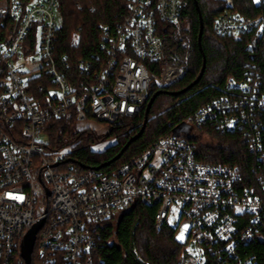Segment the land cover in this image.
I'll return each instance as SVG.
<instances>
[{
  "label": "built area",
  "instance_id": "obj_1",
  "mask_svg": "<svg viewBox=\"0 0 264 264\" xmlns=\"http://www.w3.org/2000/svg\"><path fill=\"white\" fill-rule=\"evenodd\" d=\"M221 1L226 10L215 20L217 33L236 40L263 35V17H242L233 0ZM59 9L60 0L0 3V264H25L23 241L42 220L34 248L41 259L102 264L94 258L101 229L138 204L155 208L157 230L175 231L180 264H258L243 252L264 235L262 81L228 77L226 93L183 123L195 128L193 137L172 132L110 172L87 167L72 158L81 141L50 149L45 127L73 117L77 132L107 135L121 120L138 117L154 89L181 81L186 71L168 63L161 31L179 24L184 2L127 0L120 22L100 26L102 56L94 60L103 65L78 63L94 82L78 86L65 74L67 57L55 58ZM203 126L247 138L253 179L238 166L197 159L194 139Z\"/></svg>",
  "mask_w": 264,
  "mask_h": 264
},
{
  "label": "trees",
  "instance_id": "obj_2",
  "mask_svg": "<svg viewBox=\"0 0 264 264\" xmlns=\"http://www.w3.org/2000/svg\"><path fill=\"white\" fill-rule=\"evenodd\" d=\"M9 0H0L7 2ZM24 5L31 0H21ZM184 10L178 25L168 26L161 31L169 63L184 67L185 77L173 83L166 92H180L189 87L199 77L206 57V71L199 84L187 92L173 96L163 93L155 101L149 114V121L140 139L129 147L120 160L109 167H102L114 159L129 139L137 135L144 126L146 105L141 114L132 119H124L111 128L106 139L115 143L104 152H91V145L102 142L91 131L77 132L74 118L51 121L45 127L47 147L60 149L77 140L72 158L77 162L103 172H110L129 159L141 154L159 138L167 136L183 124L201 107L226 93L225 83L233 76L242 80L247 74L259 78L264 85V31L261 37L249 33L240 40L219 34L214 29L215 20L224 12L222 1L198 0L204 21L202 49L199 46L200 19L194 0H183ZM234 11L245 18H264V0L255 5L254 0H233ZM61 28L55 41L57 61L67 57L70 65L65 74L74 86L89 85L93 78L81 74L78 63L81 59L93 61L97 68L103 65L95 62L99 54V39L102 24L120 22L127 14V0H60ZM251 46V48H249ZM61 70L62 67H60ZM159 90L154 89L150 98ZM160 92V91H159ZM149 98V99H150ZM168 98V99H166ZM149 101V100H148ZM264 129V112L260 116ZM199 133L209 137L204 143L196 137L197 159L212 164L238 166L245 176L254 177L256 160L249 150L247 138L239 132L222 133L213 127H199ZM257 167V166H256ZM253 179V178H252ZM155 208L136 205L130 213L107 222L101 229V247L94 255L96 263L102 264H180L182 247L175 237V231L168 226L157 230ZM245 256H255L258 264H264V235L248 246ZM32 264H50L41 259L34 249Z\"/></svg>",
  "mask_w": 264,
  "mask_h": 264
},
{
  "label": "water",
  "instance_id": "obj_3",
  "mask_svg": "<svg viewBox=\"0 0 264 264\" xmlns=\"http://www.w3.org/2000/svg\"><path fill=\"white\" fill-rule=\"evenodd\" d=\"M195 1V5L196 8L198 10L199 13V19H200V33H199V46L202 49V37H203V32H204V21H203V16L201 14L200 11V7H199V3L198 0H194ZM206 57L204 55V65L202 66V70L201 73L199 75V77L196 79V81H194V83H192L189 87H187L186 89L180 91V92H174V94L172 92H166L164 89L160 90V92L158 91L157 93H155L148 101V104L146 106V112H145V120L143 123V127L140 130V132L131 137L129 139V141L126 143V145L122 148V150L120 151V154H118L114 159H112L111 161L107 162L106 164H104L102 167H109L110 165H112L113 163H115L116 161L120 160L121 157L123 156V154H125V152L129 149V147L133 144V142H136L138 139L141 138V136L144 133V130L147 126V123L149 121V114L151 112V109L155 103V101L157 100L158 97H160L161 94L163 93H168V94H172L173 96H178L181 95L185 92H187L189 89L193 88L194 86H196L197 84L200 83V81L202 80L205 71H206ZM187 127L184 124H181L179 126H177L174 130L173 133L176 136H179L181 132L186 131ZM72 162H74V160H70ZM130 211H127L126 213H122V215H126L128 213H130ZM44 224V220L38 222L37 224H35L26 234L25 239L23 241L22 244V257H24L25 260V264H32V256H33V252H34V248H35V244H36V239H37V234L39 233V231L41 230V228L43 227Z\"/></svg>",
  "mask_w": 264,
  "mask_h": 264
},
{
  "label": "rangeland",
  "instance_id": "obj_4",
  "mask_svg": "<svg viewBox=\"0 0 264 264\" xmlns=\"http://www.w3.org/2000/svg\"><path fill=\"white\" fill-rule=\"evenodd\" d=\"M217 1V0H216ZM219 1V0H218ZM221 1V0H220ZM169 63V62H168ZM169 64H171V63H169ZM173 65H176V66H179V65H177V64H173ZM172 65V66H173ZM179 67H182V66H179ZM184 68V67H183ZM166 99H168V98H166ZM84 132V131H83ZM195 132H197V131H195V128L193 127V126H191V125H189V127L187 128V130L185 131V133H186V135H188L189 136V138L190 137H193L194 136V134H195ZM97 136L99 137V141H102L101 142V144L99 145V149L98 150H101V151H99V152H104V151H106V149L110 146V145H112L114 142H116V141H114V139H111V138H109V139H106L105 137H106V135L104 134V135H102V136H99L98 134H97ZM196 137H200L199 139L202 141V142H204V143H207V142H209V137L207 136V135H205V134H203V133H196ZM43 141L45 142V144H47V138H46V134H44V136H43ZM77 141H81V140H77ZM72 144V143H71ZM71 144H69V145H71ZM80 144H81V142H80ZM79 144V145H80ZM78 145V146H79ZM68 146V145H67ZM67 146H64V147H67ZM64 147H62V148H64ZM97 147H98V145H97ZM97 149V148H96ZM98 152V153H99ZM37 248L38 247H36V250H37Z\"/></svg>",
  "mask_w": 264,
  "mask_h": 264
},
{
  "label": "bare ground",
  "instance_id": "obj_5",
  "mask_svg": "<svg viewBox=\"0 0 264 264\" xmlns=\"http://www.w3.org/2000/svg\"><path fill=\"white\" fill-rule=\"evenodd\" d=\"M97 149H99V146L98 147H96Z\"/></svg>",
  "mask_w": 264,
  "mask_h": 264
},
{
  "label": "snow or ice",
  "instance_id": "obj_6",
  "mask_svg": "<svg viewBox=\"0 0 264 264\" xmlns=\"http://www.w3.org/2000/svg\"><path fill=\"white\" fill-rule=\"evenodd\" d=\"M183 237L181 236L180 239H182Z\"/></svg>",
  "mask_w": 264,
  "mask_h": 264
}]
</instances>
